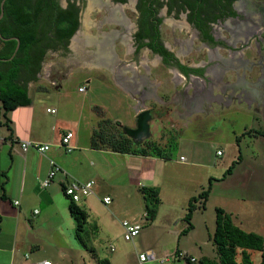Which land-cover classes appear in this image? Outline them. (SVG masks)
I'll list each match as a JSON object with an SVG mask.
<instances>
[{"label": "rangeland", "instance_id": "rangeland-1", "mask_svg": "<svg viewBox=\"0 0 264 264\" xmlns=\"http://www.w3.org/2000/svg\"><path fill=\"white\" fill-rule=\"evenodd\" d=\"M131 3L132 0L122 5L120 10L122 9L127 16L134 19ZM97 4L100 5L101 2ZM98 5L94 4L90 6L91 8H86L88 10H85L83 14L84 23L76 34V38L81 34H85V37L88 35L95 40L102 38L104 34L100 32L101 25L98 20L104 17V13L96 7ZM114 9L110 13V19L116 16L117 10L114 11ZM181 18L172 15L166 19L163 25L164 37L173 50L180 54L179 56L185 63H190L191 59H206L205 52L200 54L191 51L184 55L179 50L186 46L184 42L180 45L176 44L175 39L178 38V40L186 42L191 38L190 31L180 27V22L183 21ZM106 26L108 29L109 27L120 28V25L116 23H107ZM119 34V31H116L115 36ZM76 38L71 40L69 49L47 51L37 83H29V92L35 105L39 102L52 104V101H57L60 103L58 107L65 111L69 118H73L71 116L77 114L85 99L84 93L79 92V85L85 84L87 87L89 86L86 94L93 98V102L101 106L107 118L112 119L119 116L124 125L128 123L131 126L135 125L131 120L134 113L132 105L135 101L127 97L117 87L112 80L110 66L88 62L90 55L95 50V43L93 41L81 42L82 44L80 43L75 48ZM97 48L99 50L98 46ZM111 49L112 52L105 51L110 54L108 61H113L112 54L116 60L120 59L119 63L123 68L124 75L132 80H142V77L145 78V76H160V80L163 81L161 91L167 93V102L170 103L172 94L178 88H182L180 95L182 96L181 104L184 105L183 118L176 113L175 107L169 106L166 111L168 128L174 125L173 127L177 129L175 132L172 130L173 135L167 133L171 145L169 153H172L169 157L175 160L176 156L179 158L183 155L194 159V157L200 158L203 155L205 165L192 166L185 162L184 164H174L178 171L184 175L187 174L185 175L186 180L189 179V182H180L181 191L183 190L185 193L171 187H164L163 203L165 204L161 205L162 207L159 205L162 209L155 226L150 231L144 228L134 240L124 239L122 221L128 219L140 222L144 226L150 225L152 222L147 219L145 202L139 205L132 201L126 202L119 199L106 205L101 199L90 196L89 199L95 201L92 203L93 213L79 232L76 219L73 218L69 207L68 214L59 211L54 219L45 222L41 219V223L33 224L34 228L30 230L36 239L38 248L33 251L27 250L30 256L29 261L36 262L35 260L39 258H47L52 264H93L97 262V258H104L109 260L110 264H139L138 255L145 252L147 248H152L158 259L166 258L168 261L164 263L159 260L148 261L144 264H190L191 257H194L197 262L204 256L216 258L215 246L208 237L205 225L207 224L211 231L216 227L217 207L234 212L233 216L229 214L234 221L244 222V227L240 226L241 228L248 232H251V229L264 237V135L256 133V131H264V121L259 110L262 108L258 101L254 97L241 96L237 101L236 99L232 101L229 106L208 103V106L199 107V110L191 112L190 105L196 94L193 92V87H189L191 82L184 80V84L180 86L179 73L176 69L169 70L160 65L155 58L148 57L147 52L140 53V56H134L132 50L122 42L117 45L112 40ZM133 59L136 62L138 59L146 61L143 60L135 64L132 63ZM147 61L152 63L148 65ZM149 66L152 67V70ZM60 77L64 78L60 81V88L55 87V81L52 82V85L46 79ZM234 78V74L231 72L226 79L232 82ZM113 79L117 81L116 78ZM131 79L129 81H132ZM40 83L47 90L37 91ZM177 85L178 88H176ZM120 86L122 85L120 84ZM132 87L129 85L128 89ZM225 100L228 99L225 98ZM11 112L8 113L9 118L11 116L15 118L14 113ZM84 112L90 114L88 108ZM96 115L98 114L96 113ZM69 118L65 119L71 120ZM2 120H4L3 117ZM116 125L112 124L114 128L117 127ZM10 134L11 130L5 125L0 126L2 137ZM109 134V132L105 133L107 137ZM218 150L221 151V154H218ZM239 155H241V163ZM234 161L238 162L232 173L224 177L226 170ZM209 186H211V190L206 207L200 209L195 218H192V223L196 228L186 234L171 233L173 230H181L188 226L184 219L188 210L186 201L189 195L187 194L198 196ZM177 199H179L178 202ZM65 201H69L66 196ZM40 209L43 210L41 207ZM47 210H43L42 214L36 216L34 221L43 217ZM174 216L178 217L173 219ZM112 248L114 249L112 250ZM177 250L180 252L179 254H176ZM21 254L20 256H24L25 252L22 251ZM251 258L253 264H262L260 251L252 250ZM240 259L239 252L238 260L240 261Z\"/></svg>", "mask_w": 264, "mask_h": 264}, {"label": "crops", "instance_id": "crops-1", "mask_svg": "<svg viewBox=\"0 0 264 264\" xmlns=\"http://www.w3.org/2000/svg\"><path fill=\"white\" fill-rule=\"evenodd\" d=\"M107 63L103 64H110ZM151 66H149L150 69ZM113 78L112 80L117 87L127 97L135 101L132 105L134 113L131 116L132 123L135 124L133 126L129 123L124 125L119 116L112 119L107 118L101 106L93 102V98L86 94L89 86L87 87L85 84L79 85V87L85 85L87 90L85 92L79 91L84 93L85 99L82 101L77 114L71 116L73 118H69L65 111L58 107L60 103L57 101H52V104L39 102L35 105L34 99H32L31 104L20 106L12 111L15 115V118L12 116L10 118L13 133L10 137L9 135L5 137L0 135V264H39L41 261L48 260L47 258H39L35 260L36 262L29 261L30 256L27 250L33 251V249L38 248L30 229L33 230L35 222L41 223L54 219L59 211L68 214V207L71 202L63 191V186L69 179H65L62 174H58L49 187L41 185V181L50 170V159L55 160L66 169L71 178L79 181L94 180V194L91 196L102 201L104 197L109 196L111 203L120 199L142 205L140 203H144L145 200L140 188L142 186H154L159 188L160 206L165 204L163 203L164 187L181 191L180 182H189V179L186 180L185 177L187 174L184 175L178 171L174 164H184L185 162V164L189 163L188 165L192 166L205 165L203 155L200 158L194 157V159L190 156L181 155L172 160L169 156L166 158L154 154L115 150L112 144L127 136L120 129L121 126H127L133 130L131 136L128 135L132 140L131 148L142 149L149 144H158L161 147H166L168 155H172L169 153L171 145L167 133L173 132L172 130L175 132L177 129L173 127L174 125L168 128L166 111L169 106L175 107L176 113L183 118L182 109H184V105L181 104L180 92L182 88H178V85L176 86L178 89L170 97L171 102H167V93L161 91L163 81L160 80V76H145L142 80L136 81L128 77V81L132 80L129 81V84L131 83L133 86L132 91L124 90L119 82ZM46 79L50 84L55 81V87L60 88V81L64 78ZM37 80L32 82L37 83ZM178 82L180 86L184 84V78L180 75ZM40 84L37 91L47 90L42 83ZM192 86L193 82L190 83L189 87ZM48 108L56 109V113L48 112ZM86 108L90 114H85ZM112 124H117V127L114 128ZM67 131L74 132L72 145L75 146V149L71 153H66L60 147L61 137ZM108 132L110 133L109 137L105 135ZM24 139L46 142L51 145V148L44 155L34 149L24 152L21 147V141ZM108 141L110 142L109 146ZM181 157H184L185 160H181ZM181 192L185 193L183 190ZM2 195L4 196L2 197ZM187 195L189 196L186 203H189L194 195ZM65 196L69 203L65 201ZM89 197L78 202V205L88 213V219L93 213L92 203H95ZM15 201H19V204L16 205ZM178 201L179 199H177ZM160 206L155 220L148 226L143 225L142 231L144 228L150 231L155 226L154 224L157 222L162 209ZM40 207L43 210H48L43 217L34 221L36 216L42 214L43 210ZM36 209H39L38 213H35ZM198 211L200 209L194 212L193 219ZM225 211L233 216L234 212H229L227 209ZM177 217L174 216L173 219ZM235 222L244 227V222L241 221L242 224L238 221ZM178 224L179 222L176 225L178 226ZM205 226L208 230V237L211 239L216 227L211 231L207 224ZM195 228L196 226L193 229ZM184 229L173 230L171 233L179 234ZM250 231L255 232L251 229ZM146 250L153 249L147 248ZM22 251L25 252L24 256H20Z\"/></svg>", "mask_w": 264, "mask_h": 264}, {"label": "flooded vegetation", "instance_id": "flooded-vegetation-1", "mask_svg": "<svg viewBox=\"0 0 264 264\" xmlns=\"http://www.w3.org/2000/svg\"><path fill=\"white\" fill-rule=\"evenodd\" d=\"M57 1L61 8L72 5L76 11L79 24L75 33H78L84 23V11L91 8L89 0ZM129 1L103 0L96 6L104 13V17L98 20L100 32L104 35L96 40L87 35L84 42L95 43L89 63H99L95 58L97 46L112 52V40L117 45L122 42L132 50L134 56L147 52L148 57L155 58L160 65L169 70L176 69L186 82H193L196 95L190 105L191 112L208 106V103L229 106L241 96L254 97L262 108L259 110L264 121V0H132L134 19L120 10ZM114 8L117 10L116 16L110 19ZM172 15L182 17L180 27L191 33L189 41L175 39L176 44L184 42L186 46L179 50L184 55L191 51L205 52L206 59H191L190 63H185L180 54L173 50L163 34V25ZM107 23H116L120 28L108 29ZM116 31L120 33L118 36H115ZM71 40L72 37L68 49ZM62 48L65 49L59 45L57 50ZM111 58L113 61L109 63H113L107 66L112 69V75L124 90L132 91V88L128 89L131 83L120 67V59L116 60L113 54ZM143 60L138 59L137 62ZM151 61H147L148 65ZM137 62L132 60V63ZM183 67L191 70L187 72ZM231 72L235 77L232 82L226 79Z\"/></svg>", "mask_w": 264, "mask_h": 264}, {"label": "trees", "instance_id": "trees-1", "mask_svg": "<svg viewBox=\"0 0 264 264\" xmlns=\"http://www.w3.org/2000/svg\"><path fill=\"white\" fill-rule=\"evenodd\" d=\"M76 14L72 5L68 8H61L57 0H6L4 16L0 19V33L6 38H20L19 49L12 59L10 58L15 53L17 40L0 38V126L5 125L11 130L9 137L13 130L8 113L20 106L31 104L29 83L38 79L43 60L49 49L57 50L59 45L67 48L70 38L78 28ZM5 58L8 60H3ZM183 68L187 72L191 70L187 67ZM2 117L5 121H1ZM121 129L127 136L120 141L113 142L112 147L115 150L154 154L166 158L169 156L167 149L158 144H149L142 149L131 148L132 140L128 135L131 136L133 130L127 126H121ZM256 133L264 135V131H256ZM107 144L109 146L110 142L108 141ZM239 160H241V155H239ZM237 162L232 163L224 177L232 173ZM210 190L211 186L190 199L184 217L188 226L181 234H186L194 228L192 223L194 212L206 207ZM140 191L145 200L147 219L153 222L161 203L159 188L142 186ZM70 201V212L76 219L79 232L88 221V213L78 203L71 199ZM211 240L217 257L204 256L199 262H193L190 259V264H253L252 250L262 253V264H264V237L241 228L222 207L216 208V228L211 235ZM239 252L240 261L238 260ZM176 254H179L178 250ZM97 262L110 264L109 260L104 258H97Z\"/></svg>", "mask_w": 264, "mask_h": 264}, {"label": "built area", "instance_id": "built-area-1", "mask_svg": "<svg viewBox=\"0 0 264 264\" xmlns=\"http://www.w3.org/2000/svg\"><path fill=\"white\" fill-rule=\"evenodd\" d=\"M87 90V87L80 86L79 91L85 92ZM48 112L50 113H56V109L54 108H48ZM74 138V132L73 131H67L65 132L60 140V147L66 152L71 153L74 151L75 146L72 145V139ZM21 147L24 152L28 151L29 149H34L40 154H46L50 148L51 145L46 142H41L37 140H29L24 139L21 141ZM218 154H221V151H218ZM181 160H185L184 157H181ZM58 174H62L65 179H69L65 182L63 186L64 194L69 197L72 201L78 203L81 202L84 198L89 197L94 194V180H88V181H79L77 179L71 178L70 174L65 170L59 163H57L55 160L50 159V170L47 174V176L41 181V185L43 187H49L50 184L54 181L56 176ZM103 202L105 204H109L111 202V197L107 196L103 198ZM15 204L18 205L19 201H15ZM39 210H35V213H38ZM122 226L124 228V239L127 241L134 240L142 231L143 224L131 221L128 219H125L122 221ZM114 248H112L113 250ZM161 261V263H164L168 261L166 258L158 259L156 253L153 250H146L145 252H142L138 255V263L144 264L148 261ZM191 261H196L194 257H191ZM39 264H52L49 260L41 261ZM93 264H100L99 262L93 263Z\"/></svg>", "mask_w": 264, "mask_h": 264}, {"label": "bare ground", "instance_id": "bare-ground-1", "mask_svg": "<svg viewBox=\"0 0 264 264\" xmlns=\"http://www.w3.org/2000/svg\"><path fill=\"white\" fill-rule=\"evenodd\" d=\"M99 2H103V0H89V4H90V6H92V5H98L97 3H99ZM114 11H115V9H114ZM113 16H115V15H113ZM110 18V17H109ZM86 35L85 34H81V36H78L77 38H76V36L74 37V38H76L75 39V41H74V46H76L75 48H77V46H79L80 45V43L82 42H84L85 40H86V37H85ZM74 40V39H73ZM81 43V44H82ZM79 48V47H78ZM106 48V47H105ZM108 52V51H107ZM105 53V50L103 49V48H101V47H99V50H98V48H97V52H96V54H95V58L97 59V61L99 62V63H106V62H109L108 60L110 59V54L109 53ZM108 64V63H107Z\"/></svg>", "mask_w": 264, "mask_h": 264}, {"label": "water", "instance_id": "water-1", "mask_svg": "<svg viewBox=\"0 0 264 264\" xmlns=\"http://www.w3.org/2000/svg\"><path fill=\"white\" fill-rule=\"evenodd\" d=\"M5 2H6V0H2V1H1V5H0V7H1L0 19L4 16V5H5ZM76 34H77V33H75V34L72 36V41H73L74 37L76 36ZM0 38H1L2 40H8V39H16V40H17V47H16V50H15V53H14V55L10 58V59H12V58L15 56L17 50L19 49V46H20V38H19V37L6 38V37L2 36L1 33H0ZM3 60H8V59L5 58V59H3Z\"/></svg>", "mask_w": 264, "mask_h": 264}]
</instances>
